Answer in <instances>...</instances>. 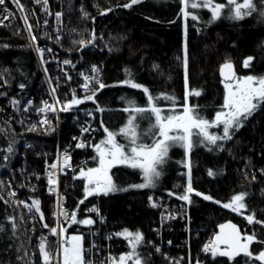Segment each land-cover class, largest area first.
Masks as SVG:
<instances>
[{
  "label": "trees",
  "instance_id": "16d2710c",
  "mask_svg": "<svg viewBox=\"0 0 264 264\" xmlns=\"http://www.w3.org/2000/svg\"><path fill=\"white\" fill-rule=\"evenodd\" d=\"M60 1V4L57 0L48 1L52 11L49 16L42 9L43 4L36 6L35 16L26 15L37 42L50 44L62 61H70L57 70L59 80L54 83L56 101L62 105L70 102L73 96L83 99L91 94L90 90L80 89L78 78L80 69L91 64L100 69L101 81L109 85L97 92L96 103L84 101L68 111H62L60 107L58 126L62 143L67 142L75 130L74 115L91 110L97 127L95 144L106 139L104 129L107 128L117 133L118 143L131 147L129 139L119 134L130 115L123 111L128 105L121 97L134 99L140 107H147L148 101L141 89L121 83L128 79L125 68L131 71L134 82L147 87L154 96L167 93L175 97L174 112L171 101L158 102V106L164 109L163 114L182 113L185 23L188 89L201 93L200 96L190 95L188 103L200 117L213 121L216 113L222 110L225 89L218 74L222 62L232 61L239 76H264V17L257 13L242 20H232L227 18L226 8L222 17L209 25L206 23L211 18L208 10L189 9L198 12L200 19L193 21L189 17L185 21L180 14V0H141L130 8L123 7L130 0ZM216 2L225 3V0ZM31 3L32 0H19L22 7ZM255 3L260 6L261 0H255ZM55 12L61 14L60 30L56 32L50 26L51 22L58 21ZM45 19L48 27L44 30L42 22ZM0 20V228L3 229L0 231V264H41L40 250L36 246L38 230L29 222L22 203L23 200L31 204L33 200L40 201L41 212L34 208L39 226L55 237L50 231L54 228V198L45 193L43 168L54 155L58 119L57 114L50 111L46 114L48 124L37 121L33 112L46 96L38 59L25 29ZM81 40H91L92 43L81 47L78 43ZM249 56L254 59L245 68L243 61ZM46 71L52 72L53 66L48 64ZM96 88L98 85L95 83L90 87L91 90ZM29 98L34 99L31 120L23 110ZM13 100L19 101V105L14 106ZM98 106L104 110H97ZM31 121L35 125L34 130H30L33 126ZM136 124L137 143L152 144L155 137L151 133L157 131L153 128L155 117L150 112L143 113L137 117ZM210 131L223 135L217 127L210 128ZM193 139L195 146L187 156L179 146L170 148L166 163L160 167L162 174L153 188L131 187L143 182L141 171L119 164L110 169V176L118 188L127 190L92 195L84 204H79L84 199L86 181L68 172L63 193L70 211L77 212L78 220L89 219L86 209L96 205L106 215L102 225L104 233L117 234L124 229L132 233L141 232L144 240L137 253L142 264H176L180 256L186 257L187 238L190 252L195 257L208 231L226 220L235 222L243 235L255 234L259 241H264V224H250L246 219L254 215L255 220L264 221V107L243 121L241 128L233 130L231 140H220L216 145H210L206 141L201 143V137L194 136ZM10 144L11 153L7 150ZM81 155L88 158L86 170L96 166L94 147L81 152ZM186 164H190L191 187L195 190L189 194L191 204L178 198L186 194L189 183ZM209 170L215 175L209 176ZM9 184L18 191L14 195ZM195 192L212 199L205 200L203 195L197 196ZM240 193L246 194L243 201L246 207L239 213L222 206ZM149 197L162 204L187 203L189 232L183 227L184 222L172 221L162 233L161 240L156 238L151 227L156 224L161 208L152 207ZM70 222L71 219L65 224L68 232L85 225ZM94 223L91 225L95 226ZM45 224L48 227H44ZM103 237L101 244L115 247L113 252L117 262L121 254L131 251L128 239L118 235ZM262 250L264 243L253 242L250 252L255 256ZM203 259L208 264H240L242 261L240 257L234 260L219 255L213 257L211 252Z\"/></svg>",
  "mask_w": 264,
  "mask_h": 264
},
{
  "label": "snow or ice",
  "instance_id": "6c2138e0",
  "mask_svg": "<svg viewBox=\"0 0 264 264\" xmlns=\"http://www.w3.org/2000/svg\"><path fill=\"white\" fill-rule=\"evenodd\" d=\"M41 0H37V3H40ZM46 4L47 0H43ZM141 0H130L129 3L123 5L125 8H130L133 5L140 3ZM13 3L21 8L19 0H13ZM182 5L180 9V14L183 16L185 21L190 17L193 21H198L200 16L198 12L189 11V9H200L208 10L211 13V18L206 22L207 24L214 23L217 19L221 18L224 10L227 8L229 13L228 17L232 20H242L247 16H251L253 13H257L260 17H264V0H261V5L258 6L255 3V0H225V3L216 2V0H180ZM5 0H0V5H4ZM111 9H109L110 11ZM7 11V9H4ZM47 11V9H45ZM104 14V13H101ZM57 20H60L61 14L57 13ZM87 16V13H85ZM8 16H4L3 19H8ZM27 26L29 35L31 36V25L27 24V17L24 18ZM200 31V29H197ZM33 41L36 40L35 36H31ZM59 40V37L57 38ZM81 47L86 46V44H91L92 41L87 42L81 40L78 42ZM37 52H42L40 48L36 49ZM51 51V49H48ZM184 53V68H185V97L183 105L182 114H163L164 109L158 106V102L161 100L171 101L173 105L172 112L175 111V97L167 93H162L159 96H154L150 93L147 87L134 82L132 78V73L129 69L125 68V74L128 79L124 80V85L130 86L135 89H141L148 101L147 107L137 106L134 99H127L121 97L122 100L126 102L128 107H125L123 111L129 112V118L124 127L119 131L120 135L125 136L130 141V148H126L124 145L120 144L116 140L117 133L109 131L107 128L104 131L107 134L105 140L99 144L93 145L95 151L99 156V167L98 168H88L86 171L84 169L80 170L79 177L84 178L86 181L84 186V199L79 201V204H84L85 200L92 195H108L109 193L116 191H126L127 189L118 188L112 181L111 177L108 175L109 169L116 164H124L133 169H139L143 176V182L137 185H132L134 188H153L155 187V181L158 180L161 176L160 167L164 165L167 161L169 150L173 146H179L185 150V155H189L191 149L195 146V140L193 137H201V143L207 142L210 145H216L217 141L220 140H231L233 138V130H238L243 126V121L247 120L254 113H256L261 107H264V76L256 75H247L243 77H237L234 72V65L231 61H226L220 66L219 72L222 77V83L224 84L225 95L223 105L221 106V111L216 113L215 119L209 121L198 115L195 109L189 105L188 99L190 95L200 96L201 93L195 90L188 89V78H187V65H188V45H187V23H185V42L183 46ZM254 58L249 56L243 61V66L248 68L251 61ZM70 61L65 60L64 64H69ZM154 67H156L154 65ZM92 73H95V76H84L85 83L82 87L86 90H90L91 94L86 95L83 99H78L73 96V99L64 104L61 107L62 111H68L73 106L83 103L84 101H92L96 103V95L99 90L109 87L103 83L99 77L100 69L95 65L91 69ZM84 75V73H81ZM98 85V88L91 90L89 85L91 83ZM21 88L24 87L23 84L20 85ZM55 93V89L52 90ZM14 106L19 105V101L13 100L11 102ZM31 106L32 101L27 102ZM58 104L59 101L57 100ZM45 108L50 111H55L53 105H49L47 102H44ZM28 108H25L24 111H27ZM45 109L41 108L38 111L43 112ZM97 110L103 111L104 109L97 107ZM150 112L155 117V124L153 128L157 129L156 132L151 133L155 138L153 143L150 145H145L137 143L138 134H137V117L143 113ZM41 123L48 124L47 119L43 120ZM222 125L223 135H216L208 131L209 128ZM103 127V124H101ZM35 125L32 126L34 130ZM89 129L84 128L82 132H87ZM151 132V130H149ZM73 139H76L73 137ZM77 147H84L83 143H78ZM8 152L13 151L11 144L8 147ZM211 150V149H210ZM68 156H64V160L67 161ZM186 167H189V183L186 188V194L178 197L191 204L192 200L190 198V193L195 190L191 187V169L190 164H186ZM51 169H56L57 164L53 163L50 165ZM52 173H49V185H53L55 181L51 178ZM209 176L215 175L212 170L208 171ZM76 178V177H74ZM255 179V177H253ZM49 191H55V189L50 188ZM14 195V193H13ZM172 195V193H169ZM195 195H203L200 192H195ZM245 193H240L234 195L231 198L230 203H224L222 206L224 208H229L232 211L239 212L240 209L246 207L243 202L245 199ZM203 199L210 200L212 197L208 195H203ZM149 200H152V197H149ZM35 208L37 212H41L40 201L33 200L31 208ZM152 207H157L155 203L152 204ZM90 212L98 211L95 207L88 209ZM65 217H70L72 223H80L85 225H91L94 223L92 219H77V212L72 211L71 213L67 211H62L60 213ZM41 220L44 219L43 214L41 213ZM248 222L252 224L261 223L264 224V221L255 220L254 215H249L246 217ZM15 228V225H13ZM44 227H48L47 224ZM225 228L232 229L231 234H224L223 230ZM221 235L216 237V241L211 247L205 245L204 251H210L213 257L217 255L221 257H228L229 260H234V258L241 253L248 259H254L260 261L261 264H264V250L260 251L259 254L253 256L249 250V245L253 242L264 243V241H259L255 234L247 235L241 238L238 230L235 225H220ZM3 229L0 228V231ZM52 235H60L62 243L60 244V249L62 250V259L63 264H89L85 259L86 253L82 245V236L73 235L71 237H65V229L61 227L59 231L57 228H51ZM116 235L121 236L125 239H128L131 251L127 254H123L119 257L117 264H127L129 260L132 261V264H142L140 255L137 253V248L144 240V237L141 232L136 231L132 233L128 229H124L122 232L117 233ZM111 238V237H109ZM243 241L245 242H241ZM170 243V242H169ZM220 244H224V248H220ZM40 254L44 261V264H50L52 260V254L47 247V240L41 237V242L39 244ZM159 252L160 249L157 248ZM176 264H179L177 261Z\"/></svg>",
  "mask_w": 264,
  "mask_h": 264
},
{
  "label": "built area",
  "instance_id": "2783aa9c",
  "mask_svg": "<svg viewBox=\"0 0 264 264\" xmlns=\"http://www.w3.org/2000/svg\"><path fill=\"white\" fill-rule=\"evenodd\" d=\"M43 4L42 9H47L46 13L47 16H49L52 11L48 7V0L47 3L45 4L43 0H41L40 3H37V0H32V3L29 4L28 6L24 7L25 11L21 13V9L14 4L11 0H5L4 5H0V18L2 20H5L6 22H12L18 24L20 21L22 24L26 26L25 23V17L26 15L29 16H35V8L36 6ZM4 9H7V11H4ZM58 12H55L57 14ZM4 16H8V19H3ZM42 24L45 26L48 25L47 20H43ZM23 25V26H24ZM50 26L52 29L56 32L58 31L60 27V21H54L50 23ZM27 28V26H26ZM34 42L32 41V44ZM33 50L35 52L36 57L38 58V53L37 48H40L42 53L44 54L46 51L50 54L49 60L47 59V64L53 65L54 72L51 74H48V76H45L46 84L52 82L55 83L59 79V74H58V68L62 69V64L64 61H62L59 58V53L57 50H55L50 44L48 43H39L34 45L33 44ZM48 49H51V51H48ZM39 65L41 64L44 65V63L39 59L38 60ZM94 64L89 65L87 68L80 69L78 72V78H79V87L83 91H87L84 87H82L85 83L84 76H95V73L91 72L92 67ZM96 66V65H95ZM97 67V66H96ZM81 73H84V75H81ZM100 75V73H99ZM44 80V81H45ZM50 81V82H49ZM94 83V82H93ZM91 83L89 85V88L93 85ZM52 92V91H51ZM28 101H32L31 106L28 105ZM44 102H47L50 105L49 99H43L40 103V105L35 107L34 114L38 116L37 114H42L41 118L43 119H38L37 121L42 122L44 119V112H46L48 109L45 108ZM63 104H66L63 102ZM34 106V99L29 98L23 105V110L25 108H28L27 111H24L27 114V118L31 120V113H32V107ZM44 108L45 110L43 112L38 111V109ZM57 114V113H56ZM58 115V114H57ZM31 125H33V121H31ZM72 122L75 124V130L74 132L70 135L69 141L67 142V145L65 146L64 150L60 152L58 157L54 156L53 159H51L49 162L45 163L44 168H43V174L45 176V193L50 195V193H55L57 192V198H56V203H57V220H58V228L60 227V224L62 225L63 223H66L69 219V217H65L61 215L60 213L62 211H67L71 213L68 205H67V198L63 191L61 190V187L64 183V178L66 177V174L68 172H72L73 175H79L81 167L86 164L88 161L87 158L81 155V152H84L86 150L92 149L93 145H95V137L97 133V127L95 125V116L92 111H84L81 114H75ZM59 125V121H58ZM87 128L89 129L87 132H82V129ZM75 137L76 139H73ZM78 143H83L84 147H77L76 145ZM68 156L69 159L67 161L64 160V156ZM56 157V158H55ZM56 163L57 168L56 169H51L50 165ZM52 173V179L55 181L53 185H49L48 180H49V173ZM50 188L55 189V191H49ZM10 189L13 191V193H17V189L14 188L12 185H10ZM150 201V200H149ZM183 201H179L178 203L172 205L171 202L167 203H160L159 200L152 199L150 201L151 205L155 203L157 206H159L160 212L159 216L157 219V222L153 227H151V231L155 234L156 238L160 239L162 238V233L167 229V225H169V222L172 221H178V222H184V228L189 232V210H188V204L181 203ZM32 205L30 202L23 200V207L29 215V222L34 225V223H37V230H38V235L36 238V246L39 248V244L41 242V237L45 238L47 240V247L51 252V244L49 239L51 238V235L48 231H43L41 230L39 223H38V217L36 215L34 207L29 210V206ZM95 207L98 211L96 212H90L88 209H91ZM86 212L89 214L90 219H92L95 223V226H98L95 228L93 225H84L83 227H79L77 229V232H80L82 234V245L85 250L86 256L85 259L89 262V264H117L115 261V253L113 252L115 247L111 244L108 246H105V244H101V239H103L105 235L107 236H116V233L112 232H103L102 230V225L104 224V221L106 219V215L101 212V210L96 206L93 205L92 207H89L86 209ZM96 219V220H95ZM101 227V228H100ZM216 229V228H215ZM215 231L212 234V237L205 236L203 239L199 253L195 255V257L192 256L190 252V247H189V242L188 238L186 239V257L184 255L181 256L182 260L186 262V264H206L205 262H199V258L201 254L205 253L204 251L205 245H208L209 247L214 243V237H215ZM185 240H182V243ZM168 246L170 245L169 241ZM161 246V245H160ZM160 246L158 248L160 249ZM41 256V254H40ZM180 258V259H181ZM42 259V258H41ZM52 262V260L50 261ZM41 263L44 264V261L41 260ZM51 264V263H50ZM240 264H260L259 261L251 259V260H243Z\"/></svg>",
  "mask_w": 264,
  "mask_h": 264
},
{
  "label": "rangeland",
  "instance_id": "374dc122",
  "mask_svg": "<svg viewBox=\"0 0 264 264\" xmlns=\"http://www.w3.org/2000/svg\"><path fill=\"white\" fill-rule=\"evenodd\" d=\"M12 2H13V0H11ZM49 2H50V0H48ZM57 1H59V4H60V0H57ZM49 2H48V4H49ZM241 2H242V0H241ZM25 7V6H24ZM24 7H22L23 8V11L21 10L20 12L21 13H23L24 11H25V8ZM20 8V7H19ZM21 9V8H20ZM36 20V19H35ZM1 21V20H0ZM4 22H6L5 20H4ZM6 23H8L9 25H12V26H16L17 28H20V26H22L24 29H25V31H26V33H27V35H28V38H29V40H30V44H31V46H32V49L34 48L33 47V44L34 45H36L37 46V44L39 45V43L37 42V40H35V41H33L32 39H31V36H34L33 35V33L34 32H32L31 31V36L29 35V32H28V30H27V28H26V26L24 25V24H21L20 22L18 23V24H16V23H12V22H6ZM29 22H27V24H28ZM21 24V25H20ZM30 24V23H29ZM24 25V26H23ZM36 23H35V21H34V28H36ZM43 28H44V30L46 29V27H48V26H45L44 27V25L42 26ZM32 28H33V26L31 27V30H32ZM59 30H60V28H59ZM32 41L34 42L33 44H32ZM56 50V49H55ZM34 51V50H33ZM35 53V52H34ZM41 53V52H40ZM40 53H38V60L40 59L43 63H44V65L43 64H41V66L39 65V67H40V70H41V72H42V87H43V90L45 91V94H46V96L43 98V99H49V102H50V105H53L54 107H55V111H53V112H55V114L57 113V114H59V112H60V107L61 106H63L64 104L62 103V105L61 104H57L56 103V97H55V93H53V92H51L53 89H54V83H52V82H50V83H48V84H46L47 82H46V80H45V76H48V74H51L52 72H54V68L55 67H53V71L52 72H47L46 71V66L48 65L47 64V59L49 60V58H50V54L46 51L44 54L42 53V55L40 54ZM39 63V62H38ZM53 66V65H52ZM236 67V66H235ZM59 68H61V67H59ZM58 68V69H59ZM59 74V73H58ZM236 76L237 77H243L242 75H237L236 74ZM99 77H100V79H101V76L99 75ZM45 80V81H44ZM59 80V79H58ZM57 80V81H58ZM56 81V82H57ZM46 82V83H45ZM55 82V83H56ZM42 99V100H43ZM66 103V102H65ZM85 111H87V110H85ZM89 111H91V110H89ZM50 112V110H47L46 112H44L43 114H44V119H46V114L47 113H49ZM84 112V111H83ZM82 112V113H83ZM183 113V112H182ZM182 113H180V114H182ZM77 114H81V112L79 113H77ZM38 116H37V118L38 119H43V118H41V116H42V114H37ZM179 115V114H178ZM94 116H95V114H94ZM57 119H58V121H59V115H57V117H56ZM41 123V122H40ZM43 124V123H42ZM95 125H96V123H95ZM215 127H217V128H219L222 132H223V128H222V125H220V126H215ZM208 131L210 132V133H213V132H211L210 131V128L208 129ZM214 134V133H213ZM68 141H69V139H68ZM67 141V142H68ZM67 142H65V143H62L61 141H60V138H59V126H58V124H57V141H56V145H55V149H54V155H53V158H54V156H56V157H58V155L60 154V152L61 151H63L64 150V148H65V146L67 145ZM55 157V158H56ZM52 158V159H53ZM87 160H88V158H87ZM87 164H88V161L86 162V164H84L82 167H81V169H84L85 171H86V166H87ZM116 165H119V164H116ZM116 165H114V166H116ZM99 167V156H98V154H97V164H96V166H94V167H91V168H98ZM113 167V166H112ZM111 167V168H112ZM110 168V169H111ZM80 169V170H81ZM110 169H109V172H108V175L110 176ZM79 170V171H80ZM111 177V176H110ZM64 184L65 183H63V185H62V187H61V190L63 191V186H64ZM9 185H11V184H9ZM186 190V189H185ZM50 195H52V197L54 198V214H53V217H54V228H57V230L59 231V229L61 228V227H63L64 229H65V232H64V236L65 237H71V236H73V235H79V236H82V234L80 233V232H77V231H71V232H68L67 231V226H65V224L66 223H68V221H70V217H69V219H68V221L66 222V223H63L62 225L60 224V227L58 228V220H57V203H56V198H57V192H55V193H50ZM180 196V195H179ZM231 202V201H230ZM230 202H228V203H230ZM181 203H183V204H185V202H181ZM22 205H23V203H22ZM229 209V208H228ZM239 211H241V209L239 210ZM239 213V212H238ZM70 224H73L72 223V221L70 222ZM34 226L36 227L37 226V223H34ZM214 231H215V233H216V229L213 227V228H211L209 231H208V233L206 234L207 236H211L212 237V234L214 233ZM243 234V233H242ZM205 235V236H206ZM244 237H245V235H243ZM37 237V236H36ZM205 238V237H204ZM49 241H50V244H51V254H52V262H50L51 264H63V259H62V250L60 249V244L62 243V240H61V236L60 235H55V237L53 236V237H51L50 239H49ZM83 243V242H82ZM213 245V244H212ZM211 245V246H212ZM210 246V247H211ZM220 248H224V247H220ZM208 252H210V251H208ZM208 252H205V253H203V254H201V256H200V258H199V262H205L204 261V259H203V256L205 255V254H207ZM129 253V252H128ZM123 254H127V253H123ZM123 254H121V255H123ZM244 256V255H243ZM243 256H241L240 258H242V261L243 260H251V259H248L247 257H245V258H243ZM41 258H42V256H41ZM116 258V257H115ZM181 258V256L179 257V259H177V261L179 262V264H183V260H182V258ZM117 259V258H116ZM115 259V261H116V263H117V260ZM42 261H43V259H41ZM118 261H119V258H118ZM129 261H131V260H129ZM129 261L127 262V264L129 263ZM241 261V262H242ZM240 262V263H241ZM260 262V261H259ZM206 263V262H205ZM42 264V263H41ZM185 264H186V262H185ZM206 264H208V263H206ZM260 264H261V262H260Z\"/></svg>",
  "mask_w": 264,
  "mask_h": 264
},
{
  "label": "water",
  "instance_id": "95a60500",
  "mask_svg": "<svg viewBox=\"0 0 264 264\" xmlns=\"http://www.w3.org/2000/svg\"><path fill=\"white\" fill-rule=\"evenodd\" d=\"M225 62H226V61L222 62V63L219 65V67H218V74H219V76H220L221 79H222V77H221V75H220L219 69H220V66H221L223 63H225ZM231 62H232V61H231ZM232 63H233V62H232ZM233 65H234V72H235V74H236V67H235V64L233 63ZM228 224L235 225V226H236V229L238 230V232H239V234H240V236H241V238L244 237L243 234H242V232H241V230H240V228H239V226H238L235 222H233V221H231V220H226V221H224V222H222V223H220V224L217 225V227H216V234H215V237H214V242L216 241V237H217L218 235H221L220 225H228ZM223 232H224V234H231V233H232V229H230V228H225V229L223 230ZM241 242H245V241H243V239H242ZM252 244H253V243H251V244L249 245V250L251 249ZM219 246H220V247H225L224 244H220ZM241 256H243V253H241L240 255L236 256L235 258H237V257H241Z\"/></svg>",
  "mask_w": 264,
  "mask_h": 264
}]
</instances>
